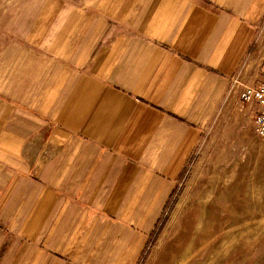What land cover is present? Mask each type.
Segmentation results:
<instances>
[{"label": "crops", "instance_id": "crops-1", "mask_svg": "<svg viewBox=\"0 0 264 264\" xmlns=\"http://www.w3.org/2000/svg\"><path fill=\"white\" fill-rule=\"evenodd\" d=\"M263 16L0 0V264H138Z\"/></svg>", "mask_w": 264, "mask_h": 264}, {"label": "rangeland", "instance_id": "rangeland-1", "mask_svg": "<svg viewBox=\"0 0 264 264\" xmlns=\"http://www.w3.org/2000/svg\"><path fill=\"white\" fill-rule=\"evenodd\" d=\"M240 70L138 264H264V138L240 100L264 71V16Z\"/></svg>", "mask_w": 264, "mask_h": 264}, {"label": "built area", "instance_id": "built-area-1", "mask_svg": "<svg viewBox=\"0 0 264 264\" xmlns=\"http://www.w3.org/2000/svg\"><path fill=\"white\" fill-rule=\"evenodd\" d=\"M240 100L252 106L255 132L264 138V71L252 83L243 87Z\"/></svg>", "mask_w": 264, "mask_h": 264}]
</instances>
